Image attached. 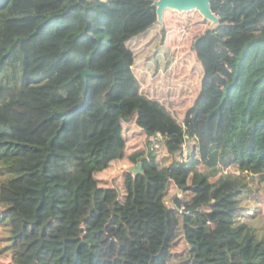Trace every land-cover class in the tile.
I'll list each match as a JSON object with an SVG mask.
<instances>
[{
	"label": "trees",
	"instance_id": "trees-1",
	"mask_svg": "<svg viewBox=\"0 0 264 264\" xmlns=\"http://www.w3.org/2000/svg\"><path fill=\"white\" fill-rule=\"evenodd\" d=\"M154 1L0 0V254L19 206L83 225L26 264H264L242 220L264 183V0H214L211 29ZM171 184L190 198L169 207Z\"/></svg>",
	"mask_w": 264,
	"mask_h": 264
},
{
	"label": "rangeland",
	"instance_id": "rangeland-1",
	"mask_svg": "<svg viewBox=\"0 0 264 264\" xmlns=\"http://www.w3.org/2000/svg\"><path fill=\"white\" fill-rule=\"evenodd\" d=\"M169 11L174 12L172 14H177L179 19H182V16L188 13H180L174 10ZM202 20L207 21L204 20L203 17ZM194 27H196L195 24ZM213 27L211 22H209L207 28L211 29ZM174 32L176 33V40L172 42L168 50H175V53H177L179 50L186 47L184 40L189 32L188 24L184 22L178 33L176 31ZM115 33L117 34V32ZM176 57L179 58L178 56ZM173 65L176 64L173 63ZM193 149L194 141H191L185 148L186 155ZM166 154L167 153L160 158L167 156ZM131 168L132 167L129 168L130 171ZM247 179L249 191L244 194L245 199L243 201L246 207L245 210L247 211L245 212V216L242 217V220L248 221V223L257 227L259 232L264 233V183L261 182L260 176L258 175H250ZM177 196L184 200L190 198L189 194L181 193L174 184H171L168 195L166 196V202L169 207H173V201ZM0 209H2L1 206ZM8 214L15 240L13 247H11L8 253L0 254V264H26V258L30 256L33 250H35L36 254L41 251L45 245L52 248V246L56 244H67L80 239L83 234V225L78 220L77 216L74 215H70L62 220L43 219L28 215L24 209L19 206L10 208ZM2 231L3 230L0 229V232ZM0 244H3L2 240H0ZM187 250L188 246L185 240L181 238L175 248V252L183 254L184 256ZM90 260V258L87 259V261ZM73 264L79 263L75 259Z\"/></svg>",
	"mask_w": 264,
	"mask_h": 264
},
{
	"label": "water",
	"instance_id": "water-1",
	"mask_svg": "<svg viewBox=\"0 0 264 264\" xmlns=\"http://www.w3.org/2000/svg\"><path fill=\"white\" fill-rule=\"evenodd\" d=\"M214 0H155L153 6L157 10L158 20L163 22L164 14L166 10H174L180 13L197 11L199 12L204 20L211 22L212 26L216 27L220 24L218 15L213 11L212 2ZM97 74L88 68L83 73V79L87 85L88 77L96 76ZM197 152V146H194V154ZM131 171L135 174L143 172L142 163L137 167H132Z\"/></svg>",
	"mask_w": 264,
	"mask_h": 264
},
{
	"label": "built area",
	"instance_id": "built-area-1",
	"mask_svg": "<svg viewBox=\"0 0 264 264\" xmlns=\"http://www.w3.org/2000/svg\"><path fill=\"white\" fill-rule=\"evenodd\" d=\"M157 137H158V138H161V134H158ZM185 210H186V208L183 207L182 209H180V213H184Z\"/></svg>",
	"mask_w": 264,
	"mask_h": 264
}]
</instances>
